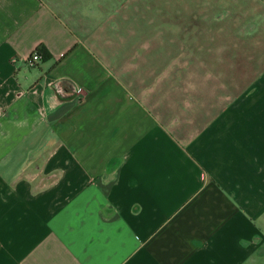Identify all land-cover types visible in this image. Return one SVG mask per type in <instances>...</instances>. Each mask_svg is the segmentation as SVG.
Listing matches in <instances>:
<instances>
[{"label": "crops", "instance_id": "obj_1", "mask_svg": "<svg viewBox=\"0 0 264 264\" xmlns=\"http://www.w3.org/2000/svg\"><path fill=\"white\" fill-rule=\"evenodd\" d=\"M128 1L0 0V264H264V42Z\"/></svg>", "mask_w": 264, "mask_h": 264}, {"label": "rangeland", "instance_id": "obj_2", "mask_svg": "<svg viewBox=\"0 0 264 264\" xmlns=\"http://www.w3.org/2000/svg\"><path fill=\"white\" fill-rule=\"evenodd\" d=\"M95 5V18L102 16L105 2H109L106 8L117 14L120 8L119 0H92ZM128 3V10L134 13L133 2ZM156 0H145L149 3ZM102 6L101 9L99 5ZM172 5L179 14L192 15H221L224 18V63L239 64V68H246L248 52L252 47L263 46L264 42V0H172ZM118 7V8H117ZM106 10V9H105ZM108 14L107 10L105 12ZM241 72V71H240ZM246 74V71L244 72Z\"/></svg>", "mask_w": 264, "mask_h": 264}, {"label": "built area", "instance_id": "obj_3", "mask_svg": "<svg viewBox=\"0 0 264 264\" xmlns=\"http://www.w3.org/2000/svg\"><path fill=\"white\" fill-rule=\"evenodd\" d=\"M40 59H41V55L37 52V51H33L31 54H30V56H29V58H28V63L30 64V65H34V64H36L37 62H39L40 61Z\"/></svg>", "mask_w": 264, "mask_h": 264}, {"label": "trees", "instance_id": "obj_4", "mask_svg": "<svg viewBox=\"0 0 264 264\" xmlns=\"http://www.w3.org/2000/svg\"><path fill=\"white\" fill-rule=\"evenodd\" d=\"M35 51H37V52L41 55V57H42L43 59H47V58L50 57V54L48 53V51H47L45 48H43L42 46H38V47L35 49Z\"/></svg>", "mask_w": 264, "mask_h": 264}]
</instances>
